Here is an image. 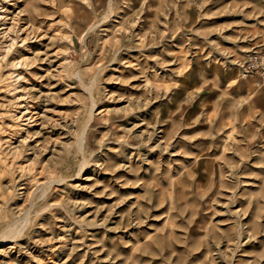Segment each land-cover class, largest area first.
Segmentation results:
<instances>
[{"label": "rangeland", "instance_id": "obj_1", "mask_svg": "<svg viewBox=\"0 0 264 264\" xmlns=\"http://www.w3.org/2000/svg\"><path fill=\"white\" fill-rule=\"evenodd\" d=\"M0 264H264V0H0Z\"/></svg>", "mask_w": 264, "mask_h": 264}, {"label": "bare ground", "instance_id": "obj_2", "mask_svg": "<svg viewBox=\"0 0 264 264\" xmlns=\"http://www.w3.org/2000/svg\"><path fill=\"white\" fill-rule=\"evenodd\" d=\"M81 139V138H80Z\"/></svg>", "mask_w": 264, "mask_h": 264}]
</instances>
